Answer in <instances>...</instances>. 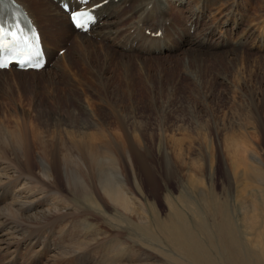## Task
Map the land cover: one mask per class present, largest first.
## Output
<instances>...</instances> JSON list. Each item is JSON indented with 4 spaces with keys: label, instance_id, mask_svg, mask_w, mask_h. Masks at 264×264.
<instances>
[{
    "label": "rangeland",
    "instance_id": "374dc122",
    "mask_svg": "<svg viewBox=\"0 0 264 264\" xmlns=\"http://www.w3.org/2000/svg\"><path fill=\"white\" fill-rule=\"evenodd\" d=\"M32 1L28 7L48 36L46 51L60 59L54 66L50 59L41 72L0 71V139L5 140L0 166L34 178L29 190L18 192L23 184L0 168V189L11 178L15 193L0 191V264H115V254L108 253L116 246L111 235L117 224H104L95 212L83 211L55 160L84 135L116 148L126 188L142 203L144 217H152V225L167 221L173 207L197 222L196 212L207 215L204 194L227 208L245 246L259 244L264 239L259 237L264 233V0H186L185 5L172 0L167 15L181 31L170 30L169 20L163 32L168 40L172 32L173 40L158 44L159 52L151 50L152 40L144 48L142 38L124 48L128 24L138 15L116 27L120 30L110 39L92 33L81 37L67 31V20L57 11L54 16L46 12V0L38 8ZM139 1L124 4L123 17L131 16ZM39 8L45 10L37 13ZM193 12L200 19L187 30L184 21ZM209 28L213 38L205 41ZM166 45L174 50H163ZM41 162H50V180L40 173ZM78 174L81 179L91 175L87 166ZM88 183L97 186L92 179ZM17 196H30L38 208H17ZM106 215L115 216L114 209ZM207 219L215 225L221 217ZM91 230L105 235L95 241ZM168 243L172 263L159 242L152 248L160 253L146 256L156 257V264H189ZM127 262L132 264L128 256Z\"/></svg>",
    "mask_w": 264,
    "mask_h": 264
},
{
    "label": "bare ground",
    "instance_id": "6f19581e",
    "mask_svg": "<svg viewBox=\"0 0 264 264\" xmlns=\"http://www.w3.org/2000/svg\"><path fill=\"white\" fill-rule=\"evenodd\" d=\"M3 1L9 3L7 0H3ZM17 1H19L21 4H23L26 7L28 12L32 16L33 20L36 22L40 30V33L42 35L43 43H44V47H46L45 48L46 51V49L48 48L46 45L48 36L41 29V22L37 18L38 14L36 16L34 12L31 11V9L28 7V5L29 4L31 5V2L33 1L32 0H17ZM39 1L40 0H34L32 6L36 8L40 7ZM46 1L48 2V6L50 7L49 11H47L46 9V12L54 16L53 12L57 11V13L62 18H65L67 20V24L65 25L67 31L74 32L76 29H74L70 21L69 13H67L61 7L60 5L61 0H46ZM66 1H68L71 5H73V3L75 2L72 0H66ZM175 1L176 2L180 1L181 5H185L186 2V0H174V4L176 3ZM100 2H103V4H101L99 8L96 10L98 21L94 24L91 30L85 33L76 30L78 31L77 34L81 35V37H86V35L92 33L95 36L97 35L98 37H102L104 39H108V38L110 39L120 30V29L116 30V27H118L120 24H123V22H125L126 19L128 18L132 19L133 18L132 16L138 15V17L134 16L135 18L133 20V23L128 24L129 35H128V40L124 42V48L127 47L128 42L131 41L133 46V44L134 45L136 44V40L142 38V41H146L144 44H142L144 48L146 46L145 44L152 43V45L150 46L151 50L152 47H156V50H158L159 52L160 50L157 45L160 44L163 40L167 42L168 39L164 32L162 33V35H164L163 39L161 38L162 36H157L156 33L159 30L163 31L166 25L168 27L169 24L167 22H169V20H170V24L172 23L171 19L167 15V12L173 8L171 7L172 0H140L139 3L137 2V4H135L136 7H134V10L131 12V16L129 14H124L125 17H123L122 15L123 5L129 2H134V0H93L89 4V6ZM40 10L44 11L45 9L39 8L37 10V13ZM191 14L188 15L184 21L186 22L187 30H192L193 27H197L199 22L197 21V19H200L198 13H194L193 15ZM143 15H145L144 18ZM39 16L41 17V15ZM140 25L147 26L146 31L140 28ZM171 25L172 27H170V30H173V28H175L176 30L181 31L180 27L176 28L175 26L173 27V24ZM234 25L238 27V23H234ZM154 27L156 29H153ZM211 28L206 29L207 31L204 33L203 39L205 41L212 37L210 36V34H213V31L208 33V30H210ZM147 31H151L150 35H147ZM170 34H172V32ZM170 34L168 35L169 36L168 41L172 43L173 40L172 37L174 35H170ZM74 37H76V34ZM102 38H98V39H102ZM93 39L95 40L96 38ZM151 40L152 42H150ZM160 46H162V44H160ZM168 47L170 46L166 45L163 48V50H168L169 49ZM170 48L174 50L172 46ZM46 52L49 60L47 61L46 66L43 69L39 70V72L43 71L47 67V65H49V61L51 57H49L48 50ZM59 59L60 56L53 55V58L51 59V61L54 62L53 66L57 64V62L55 61H58ZM11 69H13V67L4 70L0 69V71L9 72V70L11 71ZM37 71L38 70L25 71V70L17 69L16 73L21 76L24 75L25 73L28 74V72L35 73ZM11 140L13 141L14 145H18L17 142L19 140L16 137H14V139ZM67 140L74 141V138L73 139L70 138ZM4 142H5L4 139H0V144H3ZM74 142L79 147L75 145L66 146L62 151L64 154V158L62 159L58 157L55 160L56 161L58 160L60 164V168L62 169V171H64L63 180L65 182V187L67 188L68 192H70L73 195V200H77L78 202L83 204V211L95 212V214L97 215L96 217L100 216V219H102V222H104V224L107 223L109 225H112L114 223L117 224L116 233L114 235H111V238L115 239L116 241L115 242L116 246L110 247L108 253V257L111 258H113V253L115 254V259L112 260L115 264H130L127 262V256L129 257L130 262L132 264H138V263L142 264L143 261L146 262L144 264H156L155 262L158 261L156 257L154 259V257H147L146 255L147 252H151L153 254L160 253L158 250L152 248V246L156 245L158 242L167 248V253L164 256L167 258L168 263H172V255H171L172 250L168 243V240L171 241L172 246L177 250L179 255L185 260V262H188L189 264H264V255L261 258V254H260V249L263 250V254H264V239L261 240L259 244L252 243L253 245L252 247L245 246V243L238 231L237 226L228 218L227 208L220 206L218 203L214 202V200L212 199H209L207 196L206 199L204 194H201V198L207 215L202 216V213L198 214V212H196V216L198 217L196 218L198 220L197 222L194 221L193 223H190L189 221H187L185 215L180 210L173 207L170 217L167 219V221L164 222L158 219L156 221V224L152 225V221H151L152 217H150L149 219L144 217L145 211H143L144 208L142 203L139 201L137 197H135L134 194L130 193L126 188L125 179L119 165V160H116L117 157H115L114 155L117 153L116 148H113L111 144L106 140H103L102 142L100 138L97 139L94 136H88V135H84L83 137L78 138V140ZM39 146L44 148L43 150L45 153L47 152L46 144L44 145V143H41ZM79 150L82 151V156L76 154V152ZM41 163L42 164L40 165V173L47 180H50L52 174L49 165L50 162L49 163L41 162ZM85 166L89 168L91 175L90 177H87L86 175V177L84 176L81 179V176L78 173H81L82 170L85 168ZM1 169L6 170L5 172L9 174L11 178H15V180H13L15 184H23L21 189L19 188L18 192H23L26 189L29 190V188L32 187L31 185L33 184L34 181V178H32V176L25 178L18 176L17 175L18 173L14 169H8L6 167H2ZM11 178H9L8 183H6L5 181L6 184L0 189V191L2 190L3 195H8V194L15 195V193L11 191L13 189V184H14L13 182H10ZM91 179L93 180V183L97 185L96 187L88 183L91 181ZM99 194H101L104 197V199H102L103 200L102 202L100 200L101 197L99 196ZM60 198L61 197H59V199ZM16 200L18 204L17 208L19 206V208L23 211L26 210L27 212L30 211L32 212L33 210H36L38 208V205L36 203L37 201L30 200V196L28 197L17 196ZM51 208L52 207H50V209ZM111 208L114 209L115 216L106 215L107 209H111ZM19 212L21 211L19 210ZM49 213L51 215V212ZM218 216L221 217V220L217 222L215 225H210L209 219H207V217L216 218ZM62 217L64 218L65 216ZM81 225H83L84 227L87 225L90 228L94 226L89 222L86 224L85 222H82ZM7 226H9L10 229L13 228L11 223H7ZM91 231L93 233H91ZM91 231L90 233L93 236H96L94 238L95 241L97 239L101 240V238H99V235L100 236L105 235L103 234L104 233L103 231H100L99 233L97 230L96 231L91 230ZM123 235L124 236L129 235L130 238H126ZM260 236H264V233H261L259 237ZM128 241H130V244H128ZM138 241L140 243H136ZM248 244L251 243L248 242ZM128 245L130 246L136 245V248H132ZM140 249H143L144 251H140ZM1 250H3V248H0V251ZM135 257H138L140 259V261H137L138 263H135L136 262ZM143 258L145 259L143 260Z\"/></svg>",
    "mask_w": 264,
    "mask_h": 264
}]
</instances>
